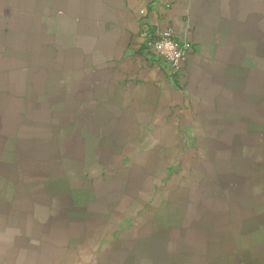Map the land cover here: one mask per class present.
<instances>
[{
    "label": "crops",
    "instance_id": "crops-1",
    "mask_svg": "<svg viewBox=\"0 0 264 264\" xmlns=\"http://www.w3.org/2000/svg\"><path fill=\"white\" fill-rule=\"evenodd\" d=\"M0 264H264V0H0Z\"/></svg>",
    "mask_w": 264,
    "mask_h": 264
},
{
    "label": "built area",
    "instance_id": "built-area-1",
    "mask_svg": "<svg viewBox=\"0 0 264 264\" xmlns=\"http://www.w3.org/2000/svg\"><path fill=\"white\" fill-rule=\"evenodd\" d=\"M165 7L159 22L153 23L145 9L139 15L140 38L144 54L153 56L168 67V80L180 91L186 93L188 71L186 64L197 52L198 46L188 38L189 23L180 29L169 16ZM182 34V36H180ZM183 40L181 43L179 40Z\"/></svg>",
    "mask_w": 264,
    "mask_h": 264
},
{
    "label": "rangeland",
    "instance_id": "rangeland-1",
    "mask_svg": "<svg viewBox=\"0 0 264 264\" xmlns=\"http://www.w3.org/2000/svg\"><path fill=\"white\" fill-rule=\"evenodd\" d=\"M186 92H187V90H186Z\"/></svg>",
    "mask_w": 264,
    "mask_h": 264
}]
</instances>
